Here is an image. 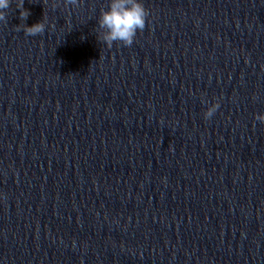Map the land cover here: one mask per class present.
<instances>
[{
	"label": "clouds",
	"instance_id": "1",
	"mask_svg": "<svg viewBox=\"0 0 264 264\" xmlns=\"http://www.w3.org/2000/svg\"><path fill=\"white\" fill-rule=\"evenodd\" d=\"M48 0H43L47 4ZM13 0H0V22H8V12ZM25 0H15V7L19 10V17L23 23L15 26L17 31L23 30L26 36L41 35L46 30V20L43 19L32 26L24 23L30 15L24 8ZM65 5L79 6L81 0H64ZM149 16L148 9L142 0H109L107 9H101L98 19L97 39L111 48L114 42H120L125 47H131L138 31L145 29ZM220 107L218 102L211 104L204 112L205 119H210ZM255 119L264 123V114H257Z\"/></svg>",
	"mask_w": 264,
	"mask_h": 264
}]
</instances>
